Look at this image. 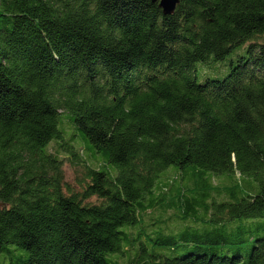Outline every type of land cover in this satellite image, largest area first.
I'll return each instance as SVG.
<instances>
[{"label":"trees","instance_id":"1","mask_svg":"<svg viewBox=\"0 0 264 264\" xmlns=\"http://www.w3.org/2000/svg\"><path fill=\"white\" fill-rule=\"evenodd\" d=\"M160 1L0 0V264H264V0Z\"/></svg>","mask_w":264,"mask_h":264},{"label":"water","instance_id":"2","mask_svg":"<svg viewBox=\"0 0 264 264\" xmlns=\"http://www.w3.org/2000/svg\"><path fill=\"white\" fill-rule=\"evenodd\" d=\"M178 5V0H161L160 7L165 14H173Z\"/></svg>","mask_w":264,"mask_h":264},{"label":"rangeland","instance_id":"3","mask_svg":"<svg viewBox=\"0 0 264 264\" xmlns=\"http://www.w3.org/2000/svg\"><path fill=\"white\" fill-rule=\"evenodd\" d=\"M68 167H69V166H68V165H66V171L68 170ZM68 171H69V170H68ZM216 182L218 183V181H216Z\"/></svg>","mask_w":264,"mask_h":264}]
</instances>
